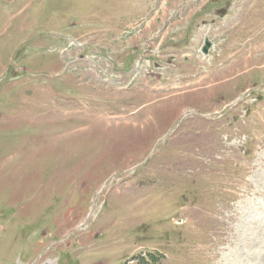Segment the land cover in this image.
Wrapping results in <instances>:
<instances>
[{"label": "rangeland", "instance_id": "obj_1", "mask_svg": "<svg viewBox=\"0 0 264 264\" xmlns=\"http://www.w3.org/2000/svg\"><path fill=\"white\" fill-rule=\"evenodd\" d=\"M139 263L264 264V0H0V264Z\"/></svg>", "mask_w": 264, "mask_h": 264}, {"label": "water", "instance_id": "obj_2", "mask_svg": "<svg viewBox=\"0 0 264 264\" xmlns=\"http://www.w3.org/2000/svg\"><path fill=\"white\" fill-rule=\"evenodd\" d=\"M211 47H212V43L207 39V40L205 41V46L203 47L202 52H203L205 55H208V53H209Z\"/></svg>", "mask_w": 264, "mask_h": 264}]
</instances>
